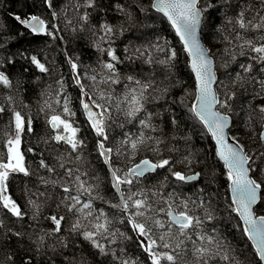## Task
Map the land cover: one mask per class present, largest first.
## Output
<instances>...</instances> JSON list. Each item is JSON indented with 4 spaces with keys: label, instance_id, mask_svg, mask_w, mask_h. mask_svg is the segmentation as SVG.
<instances>
[{
    "label": "trees",
    "instance_id": "1",
    "mask_svg": "<svg viewBox=\"0 0 264 264\" xmlns=\"http://www.w3.org/2000/svg\"><path fill=\"white\" fill-rule=\"evenodd\" d=\"M152 1L95 0V6L88 7L87 0H53L54 8L50 9L42 0H0V71H3L11 81V87L0 85V106L5 108V112L0 113V153L6 151L4 141L7 136L3 134L12 131L9 125L12 110L20 111L26 120L31 118L32 121V131H27L26 127L21 146L32 175L13 174L9 178V194L20 205L25 215L22 219L16 218L0 208V221L3 222L0 226V264H24L28 258H31V264H118L112 256L99 254L80 233L72 231V225L78 218L86 226L88 222L80 213L75 210L69 211L61 203L67 194L63 192L60 184L45 185L40 180V177H45L49 180L60 179L63 183V178L56 173L47 172L38 164L39 159L43 158L50 166L57 168V173H63V169H60L57 163V157L63 155L66 167L78 168L82 173L87 172L88 176H82V179L99 184V191L104 199L94 200L93 209H103L110 217L117 215L116 210L110 208L108 204L115 203L117 199L111 187L109 171L96 152L98 138L85 123L80 89L75 83L74 74L68 63V57L74 60L78 58L80 70L86 71L89 75L97 74L99 80L101 70L98 63L110 60V57L99 52L94 46L103 35L101 26L105 23L113 28L112 42L106 39L100 43L104 48L110 44L116 50L123 61L117 66L122 76L132 74L142 80L154 82V90H149L150 95L145 107L152 114V123L156 126V131L150 134L164 141L160 145L163 151L159 158H168L176 162L187 155L191 159V166L176 162L174 170L186 174L200 172L198 181L181 183L175 181L166 169H160L143 183L148 187L159 185L167 176V180L164 181L165 193L175 189L181 198L189 197L196 201L197 205L199 200L203 199L214 215L213 220L205 221V230L209 234L219 236L225 245L230 246L233 250L232 255L242 264H258L252 243L243 234L244 226L239 216L229 207L231 203L229 181L223 163L216 156L206 127L192 111L195 87L186 54L167 19L151 7ZM211 2L215 6L206 13L202 36L215 61L216 89L221 99L225 92L235 93V98L229 101L231 109L227 111L231 117L230 135L240 141L249 155H253L255 163L252 167L255 172L252 175L258 182H262L264 156L259 153L264 152V142L260 140L259 135L263 114L257 109L264 105V99L254 97L259 91L257 81L264 79V73L258 71L261 67L259 62L249 59L250 55H255L254 53L250 54L247 48L242 50L235 47L237 43L235 41L232 45L228 43L235 34L233 26L225 25L223 34L217 31V28L223 24L225 12L231 17L239 10L237 5L247 6L249 11L246 15L249 17L257 11L264 14V6L261 5V0H231L230 6L225 4V0ZM52 11H56L58 17H53ZM85 14L88 16L87 21L81 19ZM14 15L40 16L49 25V31L55 33V38L31 33L14 19ZM246 35L255 38L257 33L249 31ZM225 36L228 37L227 40ZM157 47L176 51L177 56L171 62L173 66L170 70L158 63L165 58L166 52L157 51ZM137 48L143 55L134 51ZM149 55L153 61L151 64L145 62ZM32 56H36L44 63L49 71L40 72L31 63ZM249 63L253 65V72L245 73L239 65ZM237 73L245 77L243 86L240 83L235 85L232 83ZM252 76L256 79H251ZM61 80L62 88L58 83ZM83 80L86 86L91 84L87 77H83ZM220 81H224L227 88L220 85ZM123 83L122 80L120 85L114 86V94L121 92ZM9 96L12 98L11 101L7 99ZM65 97L70 100V107L76 113L71 119L80 126L81 136L86 141L80 159H76L74 153L68 155L69 146L50 139L53 130L46 123V117L50 116L51 112L47 109L40 110L44 107V101L49 100L53 108L60 112L61 108L55 104V100L59 98L63 102ZM113 117L107 146L115 148L123 134L134 136L140 128L135 121L124 122V118L115 111ZM173 117L176 120L174 124L171 122ZM248 120L253 127L248 125ZM122 122L123 128L118 126ZM247 129H252L254 138L245 139L248 137ZM28 148H32L33 152H28ZM169 148L174 150L169 151ZM145 156L158 158L149 149L142 148L131 163ZM113 158L115 159V156ZM126 162L127 157H120L119 163L122 166H125ZM29 199L39 205L35 219H33L35 210L28 203ZM88 199L89 197L81 195L82 201L86 202ZM255 208L258 214L264 215V198ZM196 214L203 216V209L196 207ZM52 215H56L57 218L64 217L60 232H53L55 225L49 219ZM114 227L133 238L132 240L118 238L116 243L109 247L115 249L122 258H133L138 264H149L147 254L136 243L135 234L124 224L114 222ZM213 227L215 232H212ZM17 232L21 235L16 236ZM46 233L49 235H45ZM41 235H45V239L37 250L36 241ZM186 243L190 248V242Z\"/></svg>",
    "mask_w": 264,
    "mask_h": 264
},
{
    "label": "snow or ice",
    "instance_id": "2",
    "mask_svg": "<svg viewBox=\"0 0 264 264\" xmlns=\"http://www.w3.org/2000/svg\"><path fill=\"white\" fill-rule=\"evenodd\" d=\"M42 2L48 8H54L53 0H42ZM225 4L230 6L231 0H225ZM261 5L264 6V0H261ZM87 6L94 7L95 0H87ZM214 6L211 0H154L151 5L157 12L162 13L175 29L184 46V51L190 58V66L195 74L196 82V103L192 106V111L215 140L216 155L223 161L227 170L226 175L231 192L229 207L243 221V234L252 242L255 255L258 257V264H260L264 262V215L257 216L254 206L264 198V181L258 182L253 178L252 173L255 172L252 167L255 163L253 155H249L240 141L230 135L231 117L227 111L231 109L229 101L235 98V93L225 92L221 99L219 92L214 88L217 84V76L213 70L214 61L210 50L206 49L199 39L206 13H209ZM237 7L239 10L231 17L225 12L224 22L217 28V31L223 34L225 25L233 26L235 34L231 40H228V43L232 45L235 41L237 42L235 47L242 50L247 48L250 54L254 53L255 55H250L249 59L259 62L261 67L258 71L264 73V14L257 11L249 17L246 15L249 11L247 6L237 5ZM51 15L58 17L56 11H52ZM14 19L33 34H45L55 38V33L49 31V25L38 15L23 17L14 15ZM81 19L87 21L88 16L85 14ZM101 28L103 35L99 37V41L94 46L99 52L110 57V60L98 63L101 70L99 80H97V74L89 75L86 71L80 70L78 58L74 60L68 57V63L74 74L75 83L80 89L81 107L86 116L85 123L98 138L95 146L96 152L109 170L111 187L117 199L115 203L108 202V204L110 208L116 210L117 215L110 217L103 209H93L94 200L104 199L99 191V184L89 183L87 179H82V176H88L87 172L82 173L78 168L66 167L63 155L57 157L58 167L63 169V173H57V168L50 166L43 158L38 162L40 168L62 177L63 183L60 179L49 180L45 177H40L41 182L45 185H61L63 192L67 194L61 203L69 211L75 210L80 213L81 217L88 222L86 226L78 218L72 225V231L80 233L84 240L98 250L99 254L112 256L118 264H138V261L133 258H122L115 249L109 247L115 244L118 238L124 240L133 238L126 232L115 228L114 222L126 225L135 234L136 243L147 254L149 264H214V262L215 264L219 262L242 264L237 257L232 255L233 250L230 246L225 245L219 236L209 234L205 230V221L213 220L214 215L203 199H200L197 205L196 201L189 197L181 198L180 193L175 189L165 193L164 181L167 180V176L159 182V185L154 184L148 187L143 183L160 169H166L175 181L181 183L198 181L200 174L189 175L174 170L176 162L191 166V159L187 155L176 162L168 158H159L163 151L160 145L164 141L150 134L156 131V126L152 123V114L145 107L150 95L149 90H154V82L142 80L132 74L122 76L117 67L123 63L120 56L110 44L109 47L104 48L100 43L106 39L112 42L113 28L106 23ZM249 31L257 33L256 37L249 38L246 35ZM224 38L228 39L227 36ZM156 50L166 52L165 58L159 60L158 63L170 70L173 66L171 62L177 56L176 51L160 47ZM127 51L126 48L125 52ZM134 51L143 55L139 48ZM243 54L241 51V55ZM126 58L132 59V57ZM30 60L40 72L49 71L36 56H32ZM145 62L148 64L153 62L150 55ZM239 67L245 73L253 72L252 63L241 64ZM83 77H87L91 84L86 86ZM244 79L245 77L237 73L232 83L234 85L240 83L243 86ZM251 79H256V77L252 76ZM122 80L124 83L121 92L114 94V86L120 85ZM257 82L259 91L255 93L254 98L264 99V79H259ZM58 83L62 88L63 81H58ZM219 84L227 88L224 81H220ZM0 85L11 87V81L3 71H0ZM84 97H87V100L83 99ZM7 99L11 101L12 98L9 96ZM70 103L67 97L63 99V102L59 98L56 99L55 104L61 108V111L57 112L52 103L45 100L44 107L40 110L47 109L51 112L50 116L46 117V123L53 130L50 139L69 146L68 155L74 153L75 158L80 159L86 147V141L81 136L80 126L71 119L76 113L71 109ZM257 110L264 114V105L259 106ZM114 111L124 118V122L135 121L140 128L134 136L128 133L123 134L115 148L107 146L111 123L114 122ZM4 112L5 108L0 106V113ZM249 119H251L250 114ZM124 122L118 126L123 128ZM171 122L176 123L175 117ZM31 123V118L26 120L20 111L13 109L9 120L12 131L3 134L7 136L4 141L6 151L0 153V208L20 219L24 217L25 212L9 194V178L13 174L32 175L21 147L26 127L27 131H32ZM260 139L264 141V132L260 133ZM230 140L234 143H230ZM142 148L149 149L158 158L152 159L145 156L139 162L131 163ZM168 150L173 151L174 149L169 148ZM27 151L33 152V149L28 148ZM40 155L42 157L43 153ZM259 155L264 156V152ZM120 157H127L125 166L119 163ZM261 172H264V168ZM73 192L77 194L74 195ZM81 195L89 199L86 202L82 201ZM28 203L35 210L33 213V219H35L39 205L31 199ZM196 207L203 209V216L196 214ZM49 219L55 225L53 232H60L61 221L64 217L57 218L56 215H52ZM2 224L3 222L0 221V226ZM212 232H215L214 227ZM15 235L20 236L21 234L17 232ZM45 235L38 237L37 250L43 245ZM186 242H190V248ZM121 251L124 250L121 249ZM24 264H31V258L26 259Z\"/></svg>",
    "mask_w": 264,
    "mask_h": 264
},
{
    "label": "water",
    "instance_id": "3",
    "mask_svg": "<svg viewBox=\"0 0 264 264\" xmlns=\"http://www.w3.org/2000/svg\"><path fill=\"white\" fill-rule=\"evenodd\" d=\"M154 2V0L152 1V3ZM169 23V22H168ZM169 25L171 26V24L169 23ZM203 25V24H202ZM171 28H172V30L174 31V34H175V36L177 37V39L179 40V42H180V44H181V46H182V48H183V50H184V46H183V44H182V42H181V40H180V38H179V36L176 34V32H175V29L171 26ZM39 35H44V34H39ZM199 39H200V42H201V44L206 48V49H209V47L207 46V44H206V42L204 41V39H203V36H202V31L199 33ZM210 50V49H209ZM185 52V51H184ZM185 54H186V52H185ZM212 56V55H211ZM186 58H187V63H188V67H189V69H190V72H191V74H192V77H193V81H194V87H195V84H196V82H195V74H194V72L192 71V69H191V66H190V58L188 57V55L186 54ZM212 59H213V61H214V58L212 57ZM214 72H215V74H216V68H215V61H214ZM216 76H217V74H216ZM214 88H216V85H214ZM195 94H196V87H195ZM83 99H85V100H87V97H84ZM196 103V101H195V99H194V102H193V105ZM85 115V114H84ZM86 117V116H85ZM261 132H264V114H263V120H262V124H261V130H260V133ZM209 133V132H208ZM209 136H210V139H211V141H212V143H213V145H214V149H215V153H216V145H215V140H214V138L211 136V134L209 133ZM259 137H260V135H259ZM261 140V139H260ZM230 143H234V141H232V140H230L229 141ZM262 142H264V141H262ZM217 156V155H216ZM217 158L219 159V157L217 156ZM219 161H221L222 163H223V161L222 160H220L219 159ZM137 162H139V161H137ZM223 165H224V163H223ZM107 167V166H106ZM224 168H225V166H224ZM108 169V168H107ZM225 170H226V168H225ZM109 171V170H108ZM226 172H227V170H226ZM193 173H199L200 174V172L199 171H196V172H193ZM193 173H189V175L190 174H193ZM110 183H111V178H110ZM114 190V189H113ZM115 192V191H114ZM229 192H230V188H229ZM230 195H231V192H230ZM256 206V205H255ZM255 206H254V209H255ZM256 215L257 216H259V214H257V212H256ZM240 218V217H239ZM241 220V219H240ZM242 221V220H241ZM242 223H243V221H242ZM244 225V224H243ZM251 242V241H250ZM252 243V242H251ZM261 264H264V262H260Z\"/></svg>",
    "mask_w": 264,
    "mask_h": 264
},
{
    "label": "rangeland",
    "instance_id": "4",
    "mask_svg": "<svg viewBox=\"0 0 264 264\" xmlns=\"http://www.w3.org/2000/svg\"><path fill=\"white\" fill-rule=\"evenodd\" d=\"M248 125L249 126H251V127H253L254 125L251 123V121L250 120H248ZM247 131H248V137H246L245 139L246 140H250V139H252V138H254V134H253V132L251 133V131H252V129H247ZM138 161V160H137ZM136 161V162H137ZM256 209V208H255ZM258 213V212H257Z\"/></svg>",
    "mask_w": 264,
    "mask_h": 264
}]
</instances>
